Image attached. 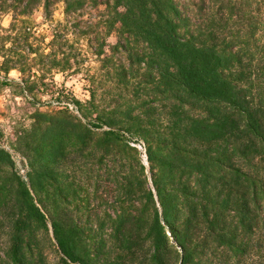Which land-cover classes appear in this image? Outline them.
<instances>
[{
  "label": "trees",
  "instance_id": "obj_1",
  "mask_svg": "<svg viewBox=\"0 0 264 264\" xmlns=\"http://www.w3.org/2000/svg\"><path fill=\"white\" fill-rule=\"evenodd\" d=\"M207 1H105L112 23L120 27V39L141 47L136 63L155 72L150 74L154 89L170 103L163 128L154 121L144 123L130 110L124 113L123 132L130 140L138 134L146 145L152 186L145 187L146 178L136 181L128 169L116 202L120 209L124 203L132 209L136 198L143 200L142 211L152 222L145 236L150 244L140 245L132 236L124 209L113 220L89 214V193L83 196L82 190L101 177L94 176L93 161L107 172L113 170L110 176L117 182V149L135 151L123 142L117 112L101 115L90 101L82 116L87 120L97 112L94 120L72 122L36 114L43 119L23 156L28 167L24 178L11 153L0 145V220L10 229L0 264L42 262L41 237L49 228L58 264H220L219 254L208 249L212 243L233 246L252 233L257 224L254 209L264 201V44L251 50L247 43L237 48L231 40L220 39L206 21ZM83 3L67 0L65 13ZM190 7L202 16H191ZM57 95L61 102L59 95L67 94L60 90ZM70 101L81 110V102ZM219 106L233 115L220 112ZM188 109L200 114L189 115ZM103 126L108 130L96 138L93 129ZM68 144L79 148V178L63 168L70 155ZM131 155L127 160L134 159ZM127 165L130 168L133 160ZM139 165L142 175L144 167ZM183 206L189 218L180 227ZM230 209L234 214L228 218ZM168 221L170 226L165 225ZM165 230L172 234L171 244Z\"/></svg>",
  "mask_w": 264,
  "mask_h": 264
},
{
  "label": "rangeland",
  "instance_id": "obj_2",
  "mask_svg": "<svg viewBox=\"0 0 264 264\" xmlns=\"http://www.w3.org/2000/svg\"><path fill=\"white\" fill-rule=\"evenodd\" d=\"M66 1L0 0V131L3 134L0 145L11 153L16 170L24 178L28 167L23 156L34 144V127L43 119L36 116L38 112L68 117L72 122L94 120L97 112L101 115L104 112H117L118 126L125 138L123 142L135 151L127 153L123 147L117 149L120 151L119 158L113 165L115 171H119L117 182L110 176L113 170L107 172L93 161L91 167L97 171L93 174L101 177L94 178L88 187L83 188V196L89 193V214L95 219L113 220L124 209L126 216L130 217L128 223L132 236L140 245L150 244V241H145V236L152 222L142 211L143 200L136 198L132 209L130 203L122 204L120 209L116 202L118 194H122L120 187L125 183L128 169L135 172L136 181L146 178L145 187L152 186L146 145L138 134L130 140L128 134L123 132L126 126L124 113L130 110L144 123L154 121L162 124L163 128L168 121L166 114L170 103L158 96L154 89L150 74L155 76V72L150 71L146 64L136 63L135 54L143 53L141 47L129 45L120 39V27L112 23L106 0H82L83 6L68 15L65 13ZM178 1L188 5L201 0ZM212 1L206 3L209 7L206 21L220 39L231 40L237 48L247 43L251 50L264 44V0ZM193 11L190 7L191 16L197 13L200 17L203 14ZM4 68L10 70L3 72ZM60 90L67 94L68 99H65V95H59L62 100L58 102L56 98ZM91 93L94 95L92 100ZM70 98L81 102V110ZM90 101L97 112L85 120L82 114L89 108ZM218 109L233 115L225 106ZM186 112L194 116L200 114L189 109ZM93 130L97 138L108 127ZM70 144L67 146L70 155L63 168L68 173L74 172L79 178L82 176L80 170L83 162L79 157V148ZM191 147L198 149L194 144ZM129 155L134 158L131 159L133 165L130 168L127 162L131 160L126 158ZM139 164L144 167L142 175ZM190 184L192 187L196 185L193 180ZM181 208L180 227L189 218L187 208ZM232 211H227L228 218L233 216ZM254 211L257 224L249 236L237 239L233 246L212 243L208 247L209 251L215 250L219 254L220 264H264V201ZM0 222V257L4 258L10 229L5 220L1 219ZM161 223H164L162 219ZM165 225L170 226L169 221ZM201 226L204 234L205 224ZM106 228L109 233V223ZM165 234L171 244L174 241L172 234L168 230H165ZM41 241L42 262L36 264H58L59 254L50 228Z\"/></svg>",
  "mask_w": 264,
  "mask_h": 264
}]
</instances>
